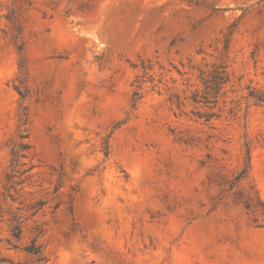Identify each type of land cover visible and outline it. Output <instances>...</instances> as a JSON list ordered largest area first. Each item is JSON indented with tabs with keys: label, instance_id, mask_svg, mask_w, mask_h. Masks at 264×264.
Here are the masks:
<instances>
[{
	"label": "rangeland",
	"instance_id": "obj_1",
	"mask_svg": "<svg viewBox=\"0 0 264 264\" xmlns=\"http://www.w3.org/2000/svg\"><path fill=\"white\" fill-rule=\"evenodd\" d=\"M0 264H264V0H0Z\"/></svg>",
	"mask_w": 264,
	"mask_h": 264
},
{
	"label": "trees",
	"instance_id": "obj_2",
	"mask_svg": "<svg viewBox=\"0 0 264 264\" xmlns=\"http://www.w3.org/2000/svg\"><path fill=\"white\" fill-rule=\"evenodd\" d=\"M206 87H207V88H210V87L207 86V85H206ZM210 89H211V88H210ZM217 91H218V88H216V92H215V93H217ZM209 93H210V91H209V89H207V93H206V95H208ZM206 102H209V101H206ZM104 155H105V156L108 155V151H107V148H106V147L104 148Z\"/></svg>",
	"mask_w": 264,
	"mask_h": 264
}]
</instances>
